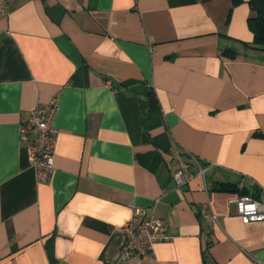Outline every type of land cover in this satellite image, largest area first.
Segmentation results:
<instances>
[{
  "label": "crops",
  "instance_id": "crops-1",
  "mask_svg": "<svg viewBox=\"0 0 264 264\" xmlns=\"http://www.w3.org/2000/svg\"><path fill=\"white\" fill-rule=\"evenodd\" d=\"M248 1L6 0L0 264L113 261L132 205L162 219L166 239L128 264H264V223L243 224L242 195L211 189L243 177L264 190V52ZM52 100L43 183L20 124ZM181 163L193 176L178 187Z\"/></svg>",
  "mask_w": 264,
  "mask_h": 264
},
{
  "label": "built area",
  "instance_id": "built-area-1",
  "mask_svg": "<svg viewBox=\"0 0 264 264\" xmlns=\"http://www.w3.org/2000/svg\"><path fill=\"white\" fill-rule=\"evenodd\" d=\"M5 13L6 0H0V18ZM57 111L58 103L52 100L46 105L34 107L28 118L20 124V142L27 150L38 180L43 183L50 180L53 172V148L57 136L53 122ZM191 159L197 166L198 174L203 176L205 170L197 160ZM192 176L187 163H181L173 172V179L178 187L188 183ZM243 184L242 180L239 186ZM231 202L235 204L237 215L243 224L264 223V190H260L258 195L238 196ZM164 228V221L154 213L143 206L132 205L131 218L122 227V250L116 259L106 264H128L134 257L152 255L154 244L166 239L160 236Z\"/></svg>",
  "mask_w": 264,
  "mask_h": 264
},
{
  "label": "trees",
  "instance_id": "trees-1",
  "mask_svg": "<svg viewBox=\"0 0 264 264\" xmlns=\"http://www.w3.org/2000/svg\"><path fill=\"white\" fill-rule=\"evenodd\" d=\"M240 2L241 0H232L233 5H237ZM248 5L252 11V15L248 18L249 26L253 34L252 46L257 50L264 52V0H249ZM222 54L229 57H235L234 52L231 49L223 50ZM242 180L243 177L239 178L237 182L212 183L211 189L217 192H235L240 195H250L252 192L249 193L245 184L241 187L239 186ZM252 187L255 188L254 195H258L259 188H256L255 185ZM207 245L209 246L210 243L207 242ZM48 255L51 258L49 248Z\"/></svg>",
  "mask_w": 264,
  "mask_h": 264
},
{
  "label": "bare ground",
  "instance_id": "bare-ground-1",
  "mask_svg": "<svg viewBox=\"0 0 264 264\" xmlns=\"http://www.w3.org/2000/svg\"><path fill=\"white\" fill-rule=\"evenodd\" d=\"M196 171H197V169H196ZM199 176V175H198ZM205 177V176H204ZM255 183V182H254ZM258 185V184H257ZM256 186V185H255ZM257 188V187H256ZM237 195V194H236ZM240 195V194H239ZM253 195V194H252ZM238 196V195H237ZM236 198V197H235ZM150 256V255H149ZM140 258V257H139Z\"/></svg>",
  "mask_w": 264,
  "mask_h": 264
}]
</instances>
